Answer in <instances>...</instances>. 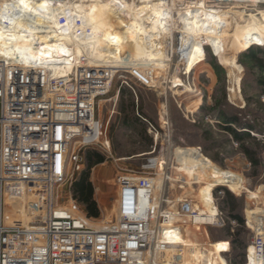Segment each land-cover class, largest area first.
Masks as SVG:
<instances>
[{"label":"built area","instance_id":"2783aa9c","mask_svg":"<svg viewBox=\"0 0 264 264\" xmlns=\"http://www.w3.org/2000/svg\"><path fill=\"white\" fill-rule=\"evenodd\" d=\"M23 1L0 0L4 29L10 28L13 20L24 21L38 37L51 38L67 30L70 23L75 27L74 37L92 34L82 18L68 16L71 10L66 6L90 0H54L62 3L54 6L55 13L49 10L54 16L51 12V17L41 18L24 10ZM160 1L174 15L168 19L169 32L159 35L165 38L166 68L113 66L102 61L90 64L82 57L62 77L41 66L16 62L13 57L0 58V264L212 263L214 242L199 240L188 230L222 228L218 210L208 217L190 198L171 199L168 195L174 187L164 175L168 163L160 158L147 160L140 168L120 167L117 163L121 160L109 150V143L100 142L103 127L95 111L116 76L136 87L156 90L166 73L172 74L168 84L173 88H181L174 78L184 83L191 74L184 69L182 53L191 46L177 31L181 26L176 16L201 0ZM134 2L141 6L147 0ZM219 3L252 14H256L255 8L264 9V0H205L204 4L207 9H218ZM204 50L214 56L211 47L204 46ZM95 147L104 152V162L109 160L117 168L114 220L99 225L83 216L71 192L85 167V151ZM62 188L68 190L64 203ZM218 188L224 187H215L212 197ZM245 208L244 223L252 231L249 247L255 261L264 264V194L248 192ZM170 233L180 242L173 243ZM230 251L231 247L221 254L225 258Z\"/></svg>","mask_w":264,"mask_h":264},{"label":"rangeland","instance_id":"374dc122","mask_svg":"<svg viewBox=\"0 0 264 264\" xmlns=\"http://www.w3.org/2000/svg\"><path fill=\"white\" fill-rule=\"evenodd\" d=\"M114 1H104L112 11ZM120 1V10L112 13L122 17L127 10L128 0ZM27 3H21L22 8L30 10L35 17H51V12L55 13L53 6L45 7L52 3L39 0ZM33 3L35 5H31ZM204 3L205 0L197 3L191 13L192 20H197L194 24H198L199 28L188 27L186 19L181 18V27L177 30L183 36L184 43L191 46L186 52L185 48L182 50L185 53L184 69L191 71L186 82L176 77L174 80L177 82H174L181 88H173L168 84L172 76L170 72L166 73L159 89L149 90L116 76L109 94L99 101L95 111L103 127L100 142L107 141L109 150L117 157L134 156L128 161L122 159L117 163L120 167L140 168L147 160L160 158L163 163H168L164 175L170 178L169 183L174 187L168 195L171 199L187 197L199 210L217 213L218 207L222 211L225 227L188 230V234L197 236L199 240L214 242L212 255L215 258L211 264H258L249 247L252 231L244 223V211L248 192L264 194V70H260L244 54L250 47L264 50V9L255 8L256 14H252L241 8H227L221 3L218 9H207ZM81 4L84 5L67 3L68 10H71L68 16L80 17L86 23L85 16L80 12ZM51 8L53 11H49ZM226 11L239 12L246 18L252 16L255 19L240 25L230 16L226 17ZM3 16L4 9L0 11V21ZM201 26H213L214 30L219 27L218 36L203 33ZM65 28L67 30L55 33L51 38L38 37V33L34 32L23 47L19 32L34 30L24 21L13 20L7 29L0 24V58H11L18 51L17 62L41 66L49 69L51 74L61 76L66 73V62L63 53L54 47L65 45L70 49L75 48L90 64L102 61L119 65L113 59L114 50L109 47L110 40L104 46H99L100 49H95L89 60L87 49L79 42L80 38L73 36L75 27L68 23ZM188 32L194 34L189 42ZM35 41L44 44L43 48L39 49ZM204 46L211 47L214 56L211 53L206 55ZM67 58L71 67L72 63L79 62L75 60L76 55L68 54ZM198 58L205 62L199 68ZM257 58L264 61V55ZM146 65L168 67L165 59L150 60ZM213 65L219 67L217 71ZM195 100L197 107L190 108ZM221 115L225 118L235 117L238 123L232 127L241 134L245 130L240 126L250 125L253 128L249 132L250 138L235 141L225 130ZM244 149L252 153L256 164L243 153ZM92 151L100 155L104 153L97 147ZM116 172L115 163L109 160L95 165L89 172L93 199L99 211L98 219H88L83 207L76 202L83 216L94 225L114 220ZM218 186L224 188L217 189L212 197V190ZM60 191L64 203L68 190L62 188ZM229 195L234 198V213L243 217L241 227L228 218L229 207L225 201ZM235 238L241 247L235 245ZM230 247L231 251L225 259L221 253L227 252Z\"/></svg>","mask_w":264,"mask_h":264},{"label":"bare ground","instance_id":"6f19581e","mask_svg":"<svg viewBox=\"0 0 264 264\" xmlns=\"http://www.w3.org/2000/svg\"><path fill=\"white\" fill-rule=\"evenodd\" d=\"M33 1L34 0H25L22 3H32ZM39 1L52 3V5H47L45 7H54L55 5H61V3H57L59 1L54 0ZM90 1H87L86 3H84V5L81 4L82 6H80V12H82V15L85 16L86 25L91 29L92 33L90 37H85L81 40L79 39V42L82 44V46L87 49L86 55L88 56V59L89 56H91V54L95 52V49H100L98 48L99 46H104L106 41L110 40L109 47L114 50L113 59L114 61L119 63V65L129 64L133 66H143L150 63V60L158 59H165L168 64L169 58L164 56L162 50V45L165 38L161 39L162 37L159 36L162 32L164 34L165 32H169L168 19H172L174 17V15H172L171 11L168 9V6L166 8H163L162 5H160V0H147V2L142 4L141 6L135 5L134 0H128V5L126 8L127 10L121 17L118 15H114L115 13L113 12L116 9L120 10L121 7H118V5H121L120 0L114 1L115 6L113 8V11L105 5V2L103 0H94V3H91ZM31 5H35V3ZM196 6L197 3L195 5L188 6L186 7V9L178 12L176 16L179 21H181V18L186 19V21L188 22V27H194V29L199 28V26L197 27L198 24H194V22H196L197 20H192L191 18L192 10ZM2 10L3 8H1V11ZM225 13L224 14L226 15V17L230 16L231 19H235L236 23H240V25H244L247 21H253L255 19V17L252 16L246 18L239 12L232 13L226 11ZM218 28H215L214 30L213 26L205 28L201 26L203 33L213 35L214 37L218 36V34H216L219 30ZM176 29L178 30L179 27H177ZM19 34V40L22 42L23 46L25 45V42L28 41V37H31L34 34V31L22 30L21 32H19ZM187 34L189 42L194 34L191 32H188ZM43 45L44 44L36 46L39 47V49H42ZM54 48L59 49L63 53V58L66 62V65H64L66 73L61 76L64 77L68 75L70 73V70L73 67L77 66L79 63H72L71 67V64L69 65V59L67 58V55H76L75 60L77 61H80L82 56L78 54L79 52L76 51L75 48L70 49L65 45H58ZM12 57L15 58V61L17 62L19 59V52L15 51L11 58ZM197 64L199 68L202 67L205 62H203L202 59L198 58ZM197 104V100H195V102L190 105V108L197 107ZM200 211L204 213L203 215H206L208 217H214L216 215V213H208L203 209H200Z\"/></svg>","mask_w":264,"mask_h":264},{"label":"trees","instance_id":"16d2710c","mask_svg":"<svg viewBox=\"0 0 264 264\" xmlns=\"http://www.w3.org/2000/svg\"><path fill=\"white\" fill-rule=\"evenodd\" d=\"M258 55H264V50L250 47V49L246 52V54H244V57L251 58L252 61L255 63L256 66H258L260 70H264V61H262V59H258L257 58ZM213 68L215 71H217L219 67L213 65ZM220 118L222 122L225 124L224 126L225 130L230 134V136L235 141H241L244 138H250L249 132L253 131V128L250 125L247 124L241 125L240 129L245 130L243 134H241L239 131H237L232 127L233 125L238 123V120L235 117L225 118L224 116L221 115ZM133 123L136 124L135 121H133ZM92 150L93 149H88L85 151L84 161H85L86 169L84 167L82 172L78 175V177L76 178V180L72 185L71 190L74 200L83 207L85 216L88 219L95 220L99 218V211L93 199V189L89 181V172L92 169V167H94L95 165L103 163V156L100 155V153H98L97 151L94 152ZM243 153L250 159V161L255 162L254 164H256V161H253L252 159L253 158L252 153H250L246 149L243 150ZM218 189L222 190V188H218ZM216 190L214 191L213 195L216 193ZM225 202L229 207L228 218L241 227L243 225V217L237 213H234L235 210L234 198L229 195ZM216 208L223 219L224 222L223 227H225L226 224L225 217L223 216L222 211L218 207ZM234 243L238 247H241V244L238 241V239L235 238Z\"/></svg>","mask_w":264,"mask_h":264},{"label":"crops","instance_id":"0c3cea01","mask_svg":"<svg viewBox=\"0 0 264 264\" xmlns=\"http://www.w3.org/2000/svg\"><path fill=\"white\" fill-rule=\"evenodd\" d=\"M103 156V155H102ZM115 157H117V155H114ZM122 157V158H121ZM121 157H117V159H119V160H122V159H124V160H127V159H129V158H132V157H134V156H131V157H125L124 158V156H121ZM103 163H104V158H103ZM169 237H170V239H171V241H173V243H179L180 242V238H178L176 235H174L173 233H170L169 234Z\"/></svg>","mask_w":264,"mask_h":264}]
</instances>
